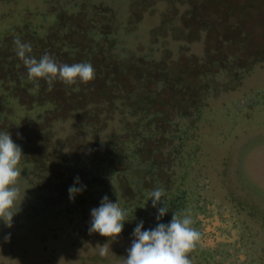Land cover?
I'll return each mask as SVG.
<instances>
[{
	"label": "rangeland",
	"instance_id": "374dc122",
	"mask_svg": "<svg viewBox=\"0 0 264 264\" xmlns=\"http://www.w3.org/2000/svg\"><path fill=\"white\" fill-rule=\"evenodd\" d=\"M16 38L95 79L29 81ZM0 130L24 155L0 264H124L137 224L174 212L201 234L192 264H264V0H0ZM96 191L128 212L116 239L89 231Z\"/></svg>",
	"mask_w": 264,
	"mask_h": 264
},
{
	"label": "clouds",
	"instance_id": "9594fccd",
	"mask_svg": "<svg viewBox=\"0 0 264 264\" xmlns=\"http://www.w3.org/2000/svg\"><path fill=\"white\" fill-rule=\"evenodd\" d=\"M16 56L23 62L29 81L44 80L51 91L54 81L65 85H75L78 82L88 84L95 79V69L90 62L73 64L59 63L49 53H44L39 59L31 55L33 48L30 42L21 39L14 40ZM17 135H20L19 133ZM20 145L16 144L10 131L0 130V220L8 227L12 226V218L18 211L20 199L18 178L21 175L20 164L23 158ZM79 177L69 187V199L74 200L86 186L80 184ZM147 201H152V207L157 209L156 219L159 221L168 212L165 200V190L156 188L146 193ZM163 207H159L161 203ZM90 233L116 239L124 229L128 212L121 207L120 201L112 202L105 195L98 208L91 210ZM195 221L190 213H173L169 223H158L155 228L144 230L140 221L133 230V241L128 249L124 264H192L189 253L200 241L201 234L193 226ZM99 254H107V245H97ZM63 258L59 261L62 264Z\"/></svg>",
	"mask_w": 264,
	"mask_h": 264
},
{
	"label": "trees",
	"instance_id": "16d2710c",
	"mask_svg": "<svg viewBox=\"0 0 264 264\" xmlns=\"http://www.w3.org/2000/svg\"><path fill=\"white\" fill-rule=\"evenodd\" d=\"M103 171H105L104 169H101L100 171H98L97 172V174H94V180H97V181H99V180H101V182H103L102 183V185H101V188H103L102 190H104V188L107 186V183H104V181L106 180V178H105V174H102L103 173ZM104 180V181H103ZM90 181H92V179L90 180ZM92 183V182H91ZM96 183H98V182H96ZM89 190H90V188H89ZM82 193L83 192H81V195H80V197H82ZM101 193V194H100ZM103 192H101V191H99V192H97L96 191V193H94L93 195H92V193H91V199H92V197H96V196H98L99 197V201H101L102 200V198L105 196V195H107V197L109 196L108 194H105V193H107V192H105V193H103ZM99 194V195H98ZM110 197V196H109ZM112 197V196H111ZM100 203L101 202H99L98 203V205L100 206ZM126 208H127V206H126Z\"/></svg>",
	"mask_w": 264,
	"mask_h": 264
},
{
	"label": "flooded vegetation",
	"instance_id": "af4514ba",
	"mask_svg": "<svg viewBox=\"0 0 264 264\" xmlns=\"http://www.w3.org/2000/svg\"><path fill=\"white\" fill-rule=\"evenodd\" d=\"M226 252L225 249H218L216 248L215 250H212V254L217 257V258H222L223 254ZM237 261L234 262L233 260H226V261H222L220 260L219 262H217V264H249L248 260L246 261H241L240 257H236L235 258Z\"/></svg>",
	"mask_w": 264,
	"mask_h": 264
}]
</instances>
